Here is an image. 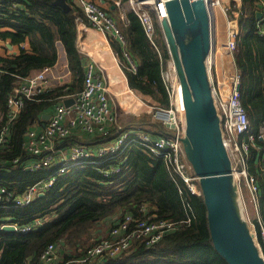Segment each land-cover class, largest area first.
<instances>
[{
	"label": "trees",
	"instance_id": "1",
	"mask_svg": "<svg viewBox=\"0 0 264 264\" xmlns=\"http://www.w3.org/2000/svg\"><path fill=\"white\" fill-rule=\"evenodd\" d=\"M18 1L17 10L6 1L0 4V39H9L18 46L17 52L0 56L1 116H7L8 97L22 78L58 61L59 44L65 48L71 70V77L61 85L48 87L35 98L26 100L10 125L9 139L0 145V187L5 186L20 195L56 169L55 166L26 168V162L35 157L24 149L26 131L34 125L44 126L47 121L43 114L53 109L59 96L83 88L87 59L76 44V17L80 11L71 0L68 1L73 6L68 11L54 0ZM258 4V0H242L234 52L241 98L254 131L264 123V18H256ZM126 15L123 21L121 17L118 21L115 18L125 37L126 50L119 40L112 45L128 85L168 105L162 69L167 67L171 56L159 20L153 13L154 44L138 15L132 10ZM125 51L134 60L135 71L130 68ZM124 126V130L142 129L152 135L169 132L168 127L149 114L139 118L137 124ZM113 129L104 141L122 132L116 126ZM72 134L64 140L65 146L74 143ZM257 144L250 150L249 168L258 179L259 206L264 220V142L258 140ZM17 157L19 160L14 162ZM116 162L123 165L122 170L108 176L100 172L96 164L75 166L59 175L43 194H36L24 206H14L12 200L8 205L0 202V225L21 226L37 218L42 220L30 231L0 227V264H37L49 243L57 245L56 264H74L70 260L79 257L88 245L98 240L108 222L112 227L126 212L139 214L143 203H149L150 214L180 222L179 226L166 232L154 246L135 242L129 250L100 258L94 264H228L211 239L203 195L193 193L182 178L174 176L163 157L134 143L119 152ZM257 221L255 218L256 225Z\"/></svg>",
	"mask_w": 264,
	"mask_h": 264
},
{
	"label": "built area",
	"instance_id": "2",
	"mask_svg": "<svg viewBox=\"0 0 264 264\" xmlns=\"http://www.w3.org/2000/svg\"><path fill=\"white\" fill-rule=\"evenodd\" d=\"M5 1L14 10L20 7L18 0H0V4ZM125 1L131 6V9L128 10H132L138 15L147 36L155 44V23L147 4L151 5L156 17L161 22L167 16L165 5L167 0H159L158 5L155 4L156 0ZM203 1L206 4L211 22V47L206 62L212 94L220 117L224 144L231 159L232 172L241 191L242 210L254 233L260 254L264 258V220L259 206L260 186L257 177L251 173L249 168L251 148L258 146V140L264 142V123L259 126L257 131L252 130L240 90L237 88L240 83L239 74L235 72L230 74L229 80H220L214 73L215 53L212 43V24L217 19L216 13L219 9L228 17V24L230 25L233 17L228 12L230 4L228 5L226 1L233 3L234 0ZM71 2L80 11L76 17L77 22H87L104 34L112 33L120 39L123 45L126 44L125 37L115 17L99 2L94 0H71ZM258 2L264 18V0H258ZM114 4L121 8V17L126 20L128 10L124 7V1L114 0ZM236 11L239 13L241 8H236ZM237 34V30H230L224 44L225 50L232 59L237 47ZM125 55L130 61V68L135 71L136 64L129 52L125 51ZM51 70L52 66H46L40 71L22 78L12 88L7 100V116L0 117V145L9 139L10 125L24 108L26 100L35 98L46 88L54 86L50 81ZM101 71L100 78H96L94 65L92 63L88 64L83 88L78 92L59 96L60 100L54 105L43 127L36 128L32 126L28 128L23 146L27 152L35 157L26 162V168L37 170L43 166L58 165V167L47 177L31 184L20 195L13 193L5 186L0 187V202L2 205H8L7 202L11 200L14 206H24L30 203L36 194L45 192L47 188L54 184L59 175L80 164H96L99 171L104 175L115 174L123 168L122 164L116 162L119 152L134 143L141 144L145 149L163 157L174 176L182 178L193 193H201L199 177L194 173L184 153L182 138L185 134V108L182 87L174 65L169 63L166 68L162 69V78L168 91L169 104L156 103L154 115L168 127L169 132L158 135H152L142 129L124 130L125 126L117 123L108 96V84L103 77L104 71ZM225 84L230 86L229 93L222 90ZM68 97L74 98V102L70 105L64 102V99ZM111 126H116L118 131L122 132L109 141H102L96 149H90L77 143H73L67 148L59 146L75 129L90 134L99 131L108 135ZM139 130H141L140 133H138ZM18 160L17 157L14 162ZM247 199L254 208L253 214L246 209ZM149 209V203H143L140 206L139 214L126 212L111 227L108 236L100 237L88 245L79 257L70 261L74 264H94L100 258L116 256L129 250L135 242H141L147 247H151L159 242L166 232L179 226L180 222L155 217V214L149 213ZM255 218L258 220V225L254 223ZM188 220L190 219L188 218ZM41 223L42 220L37 218L34 222L21 226L13 224L16 226V230L30 231ZM58 258L59 251L56 243H49L37 264H56Z\"/></svg>",
	"mask_w": 264,
	"mask_h": 264
},
{
	"label": "water",
	"instance_id": "3",
	"mask_svg": "<svg viewBox=\"0 0 264 264\" xmlns=\"http://www.w3.org/2000/svg\"><path fill=\"white\" fill-rule=\"evenodd\" d=\"M54 2L66 11L72 8L68 0ZM165 5L167 16L161 20V27L182 87L184 153L199 177L211 239L228 264H264L242 210L241 191L232 172L212 94L206 62L211 47V22L206 4L203 0H167ZM262 16L263 11H259L257 18ZM9 45L12 46L10 42ZM237 88L240 90V83ZM64 102L70 105L74 98L68 97ZM49 116L47 113L46 117ZM1 227L16 230L13 223Z\"/></svg>",
	"mask_w": 264,
	"mask_h": 264
},
{
	"label": "crops",
	"instance_id": "4",
	"mask_svg": "<svg viewBox=\"0 0 264 264\" xmlns=\"http://www.w3.org/2000/svg\"><path fill=\"white\" fill-rule=\"evenodd\" d=\"M99 2L103 7H105L113 16H117L116 11L114 10L116 8V5L114 4V0H94ZM227 4H230V10L228 9V12L232 15L233 19H231L230 25L228 24V17L221 11L217 10V19L216 21L212 24V43H213V49L215 53V76L218 77L220 80H229L230 74H234L237 72L239 74L238 67L235 62V56L232 59L231 56L227 53L225 50L224 44L226 43V40L229 36V31L230 30H237L239 33V22L238 18L239 15L242 12V0H234L233 6L231 5L230 2L226 1ZM71 4V3H70ZM72 5V4H71ZM259 5V4H258ZM118 7V6H117ZM119 8V7H118ZM236 8H241V11L237 13ZM261 10V6L259 5V9L256 12V18H257V13ZM114 13V14H113ZM220 13H223L225 16V20L227 23V32L225 37H223L220 33V28L218 25L219 21V15ZM231 18V16H230ZM263 19V16L261 18H257V20ZM77 39H76V44L87 59L86 67L88 64L92 63L94 65V71H95V76L96 78H100L101 70L104 71L103 77L105 78L108 88H109V100L111 101V104L113 105L115 103L114 97H116V93L114 91V88L111 86V79H110V74L108 73L107 67L105 64H103V59H102V52L108 54L111 53V56L108 55V61L107 64L116 63L121 69L122 66L120 64V58L117 56V53L114 50V47L112 43H118L117 40L120 41V39L115 36L112 33L104 34L102 31L96 29L92 25L88 24L87 22H77ZM161 24V22L159 21ZM215 34V37H214ZM238 36V34H237ZM213 38L215 41H213ZM9 42L11 41L9 39H0V56H6L10 53L17 52L18 51V46L12 44V46L9 45ZM121 42V41H120ZM24 46L28 47V43H25ZM124 49L126 50V44L123 45ZM109 49V50H107ZM220 52V55H217V53ZM58 52H59V58L58 61L52 65V70L50 72V81L52 85L57 86L61 84L62 81H66L69 77H71V70L68 66V61L66 57V52L63 44L58 45ZM126 56V55H125ZM126 59L128 60L127 56ZM172 61V58L170 59ZM169 60V61H170ZM168 61V64L170 63ZM125 62V61H124ZM129 64L130 61L128 60ZM173 62V61H172ZM0 65H2V61H0ZM174 65V63H173ZM1 70V69H0ZM123 71V69H122ZM1 72V71H0ZM125 74V72L123 71ZM126 76V74H125ZM240 76V75H239ZM127 78V77H126ZM128 83V81H127ZM222 90L226 93L230 92V86L229 84H225L222 88ZM138 91V90H136ZM137 93V92H136ZM144 94V93H143ZM145 98L142 102L147 105V107L152 105L154 106L156 102L154 101V98L149 95V94H144ZM118 101V99H117ZM118 104L119 101H118ZM149 110V108H148ZM52 110L46 111L47 113L51 112ZM43 114V118L47 121L46 114ZM0 117L3 118V116ZM263 124V123H261ZM260 124V125H261ZM259 125V126H260ZM36 128H41V126L34 125ZM114 126L110 127V130L108 131L109 134H111V129H113ZM118 129V128H117ZM259 129V127H258ZM257 129V130H258ZM115 129H113L114 131ZM115 132V131H114ZM108 134V135H109ZM26 135V134H25ZM108 135H105L102 132L96 131L94 133H87V132H82L79 129H75L72 137H73V142L81 145H85L86 147L90 149H96L97 146L104 141V138H106ZM99 136V137H98ZM263 142V141H262ZM60 147L67 148V146L63 144L59 145ZM58 165H55V168H57ZM246 204V201H245ZM247 208L248 212L254 213V208L252 207L251 202L247 199ZM109 222L106 224V227H104L101 235L99 237H106L110 233L111 227H109ZM101 229H99L100 231Z\"/></svg>",
	"mask_w": 264,
	"mask_h": 264
},
{
	"label": "rangeland",
	"instance_id": "5",
	"mask_svg": "<svg viewBox=\"0 0 264 264\" xmlns=\"http://www.w3.org/2000/svg\"><path fill=\"white\" fill-rule=\"evenodd\" d=\"M124 7L128 10V9H131V6L129 5V3L127 1L124 0ZM231 5L233 6V3H231ZM147 6L150 8L151 10V14H152V17H153V9L151 7L150 4H147ZM234 7V6H233ZM117 13V16H114L117 21L119 19V17H121V8H117V9H114ZM155 13V12H154ZM114 14V13H113ZM156 15V14H155ZM122 21L125 20L124 18H120ZM161 25V24H160ZM218 25H219V28H220V33L223 37H225L226 35V32H227V23H226V20H225V16L223 13H220L219 15V21H218ZM163 31V30H162ZM164 35V33H163ZM214 37H215V34H214ZM165 38V36H164ZM166 41V40H165ZM213 41H215V39L213 38ZM167 43V42H166ZM220 52L219 51L217 53V55H220ZM171 65H173V62L170 60L169 61ZM134 91V90H133ZM137 92V93H136ZM134 96L136 97V100H139V101H143L145 98V95L143 93H141L140 91H134ZM115 100V103L112 105L113 106V110H114V113L116 115V118H117V123L120 124V125H133V124H137L138 123V120L139 118H141L142 116H144L145 114H149V116H152V118H154V120L156 121H161L159 120L155 115H154V106L152 105L147 107L146 104H144V102H142L141 106L140 107V110L138 112H131V111H124V110H121L120 109V104H118V101L116 99V97H114ZM145 101V100H144ZM156 103H159L157 102L156 100H154ZM146 102V101H145ZM149 108V110H148ZM162 122V121H161ZM141 130L138 131V133H140ZM80 165H84V164H80ZM78 165V166H80ZM247 211H248V208H246ZM101 229V228H100Z\"/></svg>",
	"mask_w": 264,
	"mask_h": 264
},
{
	"label": "bare ground",
	"instance_id": "6",
	"mask_svg": "<svg viewBox=\"0 0 264 264\" xmlns=\"http://www.w3.org/2000/svg\"><path fill=\"white\" fill-rule=\"evenodd\" d=\"M109 50V49H107ZM103 64L106 65L108 73L110 74L111 86L114 88L117 99L120 103V109L124 111L138 112L142 102L136 100L134 96V91L129 87L127 83V78L123 73L122 69L116 64L111 63L107 64L108 55L111 56V53L102 52Z\"/></svg>",
	"mask_w": 264,
	"mask_h": 264
}]
</instances>
